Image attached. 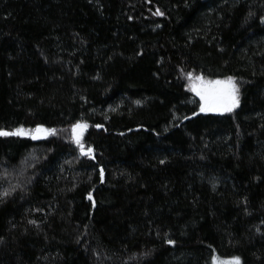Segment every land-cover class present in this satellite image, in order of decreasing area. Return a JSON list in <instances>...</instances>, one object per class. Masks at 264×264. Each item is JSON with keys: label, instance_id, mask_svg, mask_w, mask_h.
<instances>
[{"label": "trees", "instance_id": "obj_1", "mask_svg": "<svg viewBox=\"0 0 264 264\" xmlns=\"http://www.w3.org/2000/svg\"><path fill=\"white\" fill-rule=\"evenodd\" d=\"M261 16L264 0H0V129L55 130L0 137V264H264ZM188 73L232 76L239 106L201 113Z\"/></svg>", "mask_w": 264, "mask_h": 264}, {"label": "snow or ice", "instance_id": "obj_2", "mask_svg": "<svg viewBox=\"0 0 264 264\" xmlns=\"http://www.w3.org/2000/svg\"><path fill=\"white\" fill-rule=\"evenodd\" d=\"M187 6V4L185 5ZM164 13L159 9L154 13V15L162 16ZM249 17L253 16L254 13L249 12ZM131 19V18H130ZM260 23L264 24V16H261ZM188 79L192 81L191 91L199 97L200 100V112L201 113H230L235 108L239 106L240 102V88L238 87L235 79L232 76L227 77L224 80H205L202 76L193 77L191 73H188ZM187 119V117H186ZM97 128L100 125H96ZM88 128L86 123L77 122L72 127L73 132V143L80 148L81 156H88L93 152L91 147L87 148L85 151L84 145L82 143V138L84 132ZM47 135H55V130L44 128L43 126L37 125L35 129L25 132L24 129L17 128L14 131H5L0 129V137H29L32 140H38L41 138H46ZM160 163H164L163 160ZM101 182L104 179V170L100 169ZM11 195L10 191L5 190L0 193V202L3 198ZM88 199L92 200L91 194L88 195ZM93 207L95 204L93 203ZM30 223H35V221H30ZM0 243H3L2 238H0ZM165 243L169 245H175V241L171 238H166ZM147 255V254H146ZM213 264H240L239 257H233L229 261H220L218 258L213 257Z\"/></svg>", "mask_w": 264, "mask_h": 264}, {"label": "rangeland", "instance_id": "obj_3", "mask_svg": "<svg viewBox=\"0 0 264 264\" xmlns=\"http://www.w3.org/2000/svg\"><path fill=\"white\" fill-rule=\"evenodd\" d=\"M197 76H202L205 80H224L226 79L227 77H217V78H209V77H205L203 75H199V74H196L194 75L193 77H197ZM191 85H192V81L188 79V82H187V88L189 89V91L198 99L199 101V108H200V100H199V97L197 95H195L194 92H192L190 89H191ZM26 132V131H25ZM27 133V132H26ZM213 257H216L218 258V260L220 261H229L231 260V258L233 257H239L238 255H230V256H226V255H221V254H217V253H214L212 255V258H211V264H213ZM240 258V257H239ZM240 262H241V259H240Z\"/></svg>", "mask_w": 264, "mask_h": 264}]
</instances>
